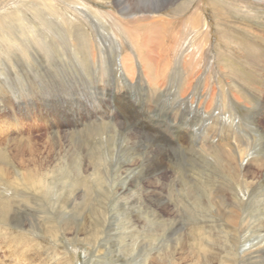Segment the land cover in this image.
<instances>
[{"label": "rangeland", "instance_id": "374dc122", "mask_svg": "<svg viewBox=\"0 0 264 264\" xmlns=\"http://www.w3.org/2000/svg\"><path fill=\"white\" fill-rule=\"evenodd\" d=\"M145 3L0 0V264H264V9Z\"/></svg>", "mask_w": 264, "mask_h": 264}, {"label": "bare ground", "instance_id": "6f19581e", "mask_svg": "<svg viewBox=\"0 0 264 264\" xmlns=\"http://www.w3.org/2000/svg\"><path fill=\"white\" fill-rule=\"evenodd\" d=\"M176 1L178 0H154V4H151L150 6L145 3L146 5H143L142 7H139L138 8V14L142 15L144 18L148 19V18H151L153 19L151 24L154 25V27H161L162 28V32H164V35L165 33L167 32L166 29L171 27L172 25V22L169 18L167 17H164L163 14L161 13L162 11H164L166 8H168L170 5H173V3H175ZM226 1H232V2H235L236 4H238V8H242V5H256V6H259L260 9H264V0H226ZM252 2V3H251ZM221 3V2H219ZM212 8H213V12L215 13V15H224L223 13V10H221L222 8H220L219 6H213L212 5ZM199 15V14H197ZM199 19V18H198ZM241 20H243V22H245V17H242ZM198 25H199V21L198 20H195ZM195 25V23H193ZM166 29H165V28ZM163 35V36H164ZM221 53V56H222V51H220ZM129 58H126L125 61H128ZM140 62L144 65L143 69L144 71L148 69L146 68L147 67V61L146 59H142L140 60ZM249 62H252V63H255V64H261L262 63V60H259L258 58L256 59L255 56H250L249 57ZM125 71V73L128 75H130L131 73H133V69L130 65V62L128 61V63L124 62V69H122ZM147 71H145V76L146 74H149ZM143 73V72H142ZM166 73V72H165ZM126 76V77H127ZM131 76V75H130ZM135 77V76H134ZM146 79V78H145ZM122 80V79H121ZM133 81V80H132ZM143 86V85H142ZM158 89V88H157ZM239 94V93H238ZM237 95V94H236ZM239 96V95H238ZM237 96V97H238ZM214 98V97H213ZM144 101V100H143ZM261 102V101H260ZM146 103V102H145ZM261 108V107H260ZM150 109V108H149ZM199 110V109H198ZM141 112V110H140ZM125 114V113H124ZM173 114V113H172ZM258 114V113H257ZM262 115H264V113H262ZM256 117V116H255ZM260 117V116H259ZM126 122V121H125ZM215 122V121H214ZM252 122V121H251ZM260 122V121H259ZM189 123V122H188ZM212 123V122H211ZM238 123V122H237ZM125 124V123H124ZM123 124V126H124ZM193 124V123H192ZM253 124V123H252ZM258 124V123H257ZM130 125V123H129ZM254 126V125H253ZM126 127V125H125ZM134 127V126H133ZM255 127V126H254ZM127 128V127H126ZM257 128V127H256ZM262 128V127H261ZM130 130V129H128ZM132 130V129H131ZM240 130V128L238 129ZM131 132V131H130ZM233 132V131H232ZM231 132V134L233 135V133ZM235 132V131H234ZM239 132V131H238ZM137 133V132H136ZM236 133V132H235ZM237 135V133H236ZM236 141V136L234 134V136H232ZM225 153H229V155L231 153H233L230 149H227L225 151ZM238 155H242L244 152L242 150H238V152H236ZM231 157V156H230ZM234 159H235V154L231 157V160L229 162H234ZM241 162V161H240ZM257 162V160H256ZM241 166H243V164H241ZM264 172V171H263Z\"/></svg>", "mask_w": 264, "mask_h": 264}]
</instances>
